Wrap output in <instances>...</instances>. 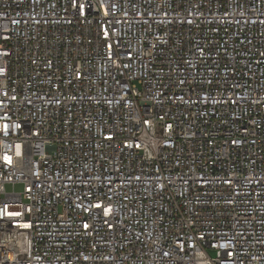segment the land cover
Segmentation results:
<instances>
[{"label":"built area","instance_id":"built-area-1","mask_svg":"<svg viewBox=\"0 0 264 264\" xmlns=\"http://www.w3.org/2000/svg\"><path fill=\"white\" fill-rule=\"evenodd\" d=\"M0 264H264V0H0Z\"/></svg>","mask_w":264,"mask_h":264},{"label":"rangeland","instance_id":"rangeland-1","mask_svg":"<svg viewBox=\"0 0 264 264\" xmlns=\"http://www.w3.org/2000/svg\"><path fill=\"white\" fill-rule=\"evenodd\" d=\"M20 187L18 186L17 189H19Z\"/></svg>","mask_w":264,"mask_h":264},{"label":"snow or ice","instance_id":"snow-or-ice-1","mask_svg":"<svg viewBox=\"0 0 264 264\" xmlns=\"http://www.w3.org/2000/svg\"><path fill=\"white\" fill-rule=\"evenodd\" d=\"M6 159H8V158L6 157Z\"/></svg>","mask_w":264,"mask_h":264}]
</instances>
